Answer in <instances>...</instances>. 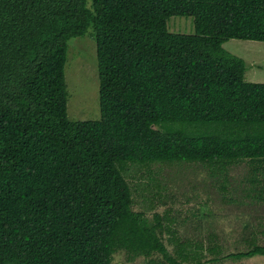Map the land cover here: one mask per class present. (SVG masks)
Listing matches in <instances>:
<instances>
[{
    "label": "trees",
    "instance_id": "obj_1",
    "mask_svg": "<svg viewBox=\"0 0 264 264\" xmlns=\"http://www.w3.org/2000/svg\"><path fill=\"white\" fill-rule=\"evenodd\" d=\"M173 16L194 33H170ZM89 30L100 117L70 121L67 42ZM227 40L264 43V0H0V264H113L119 251L185 264L161 218L133 211L129 164L200 163L225 184L246 162L240 197L264 204V84L245 82ZM255 239L227 258L264 256Z\"/></svg>",
    "mask_w": 264,
    "mask_h": 264
},
{
    "label": "rangeland",
    "instance_id": "obj_2",
    "mask_svg": "<svg viewBox=\"0 0 264 264\" xmlns=\"http://www.w3.org/2000/svg\"><path fill=\"white\" fill-rule=\"evenodd\" d=\"M167 29L174 34L192 35L193 19L170 17ZM222 47L244 62L245 82L264 84V43L227 40ZM64 74L68 119L98 120L96 45L90 30L83 37L68 40ZM250 168L246 162L229 168L225 184L216 175L211 177L210 168L200 163L148 167L129 164L124 177L131 189L133 211L143 213L149 221L154 215L161 218L164 225L161 238L173 257L180 259L176 251L182 244L187 254L185 264H264V256L227 258L229 254L248 250L250 242L247 241L251 240L252 233L256 237L255 244L264 245V231L261 232L264 204L242 199L239 192L241 180L249 176ZM258 179L254 188H263L264 179L259 176ZM222 186L227 194L223 193ZM224 196L225 201L229 198L233 201H223ZM150 260L162 261V258L154 254L132 259L119 251L113 255L112 263L145 264Z\"/></svg>",
    "mask_w": 264,
    "mask_h": 264
}]
</instances>
